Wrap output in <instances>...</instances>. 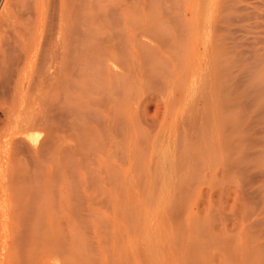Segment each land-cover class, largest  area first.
Instances as JSON below:
<instances>
[{"label":"rangeland","instance_id":"obj_1","mask_svg":"<svg viewBox=\"0 0 264 264\" xmlns=\"http://www.w3.org/2000/svg\"><path fill=\"white\" fill-rule=\"evenodd\" d=\"M220 1L221 0H128V4L126 3L127 0L119 1L124 2L122 5L126 4L127 6L124 5V7H122V5H119V7H117L119 10H114L110 20H106L104 23L101 22L96 26L95 29L99 31L98 32L95 30L96 39L91 40L90 34L86 36L88 39H85V41L88 42V44L84 42V46L86 47L85 51L87 55L84 54L82 60V80L80 78L78 82L79 85H77V83L73 86H70V90L68 89L67 92V98H69L67 99V108L69 112L67 122L69 123H67L68 126L66 125L65 134H60L61 136L58 135V137H55L56 140L54 139V155L58 154L60 157L64 156L67 160L65 166H62L60 170H58L62 177L60 174L58 176H60L63 182L60 181L61 179L56 175L57 180L60 182H54L56 180V178H54L55 180L52 179V182L47 183V187L45 184H43L45 187H39L38 193L36 194L37 197L35 196L31 200H26L24 202L22 201L19 208L20 211H18V213L15 215V218L12 219L11 217V223H9V218L2 219L3 217L0 216V224L3 223L2 226L0 225V264H189V262L190 264H264V123L260 121L262 120V115L260 118V112L259 110L257 111L259 106L256 90L257 64L255 57L257 55L256 49L259 44L257 40V24L259 20L257 17L259 11L258 0ZM129 4H131V6ZM252 10H254V12ZM237 16L239 18H237ZM111 19H114V25L112 23L108 24L109 21L112 22ZM232 19L234 20L235 24ZM126 20H128L129 24ZM206 32L211 37H207L208 34ZM215 32H217V34ZM162 34L166 35L163 36ZM211 34L216 37L214 38ZM98 36L100 38L99 40ZM132 36L135 39H133ZM206 37L207 40L210 39L208 41L209 43H206ZM233 37L238 38L235 39ZM173 38H175V40H173ZM214 41H216L218 46L221 44L219 48L215 43H213ZM94 42L98 45H96ZM173 43L176 44L173 45ZM205 43L208 44V46ZM114 45H117L115 46L116 49ZM211 45H214L213 48L210 47ZM96 46L98 48H96ZM223 46L226 50L223 49ZM171 49L172 51H170ZM90 50L92 52H90ZM115 51H117L116 54ZM175 53H177V55ZM222 54L226 56H223ZM119 59L121 62H119ZM175 65H177L178 69ZM241 68H243L242 72ZM236 69L237 71H234ZM111 70H113V72ZM204 70H206V75L204 74ZM240 74L241 76H238ZM228 77L230 79H228ZM206 78L211 84H208L209 81L206 82ZM175 80H177L176 84L174 82ZM249 80H251V82ZM236 81L239 82L237 83ZM252 81L254 83H252ZM205 82L206 84H204ZM247 84L249 89L248 86H244ZM205 85L208 87L205 88ZM192 86H195V88ZM89 87L90 89H88ZM103 87L106 89V91ZM206 89L211 90V92L208 93V90ZM92 93H94V95ZM188 94H191L190 98L192 100L188 98ZM207 96H209L208 98L211 97L209 99L210 101H214L210 102L211 105L214 104L215 107L217 106V109L213 107V109H215L213 110V113L214 111L219 112V116L217 113H214L215 115L213 116L216 117V120L221 117V119L216 122L221 121L222 123L224 120L223 122L225 123V125L223 124L225 129L221 127L222 124L218 125L220 128L218 126L216 127V135L213 133L214 135L212 138L207 135L208 133L206 134L207 131H202L204 129H202V127L205 126L202 122L207 120H203L202 118L210 114L199 115L200 120H203L201 122L198 121L199 116L196 114L198 107L195 110L193 109V106H196L195 104L201 106L199 101L204 98L207 99ZM117 97L118 99H116ZM205 99L203 101H205ZM121 100H125V105L124 102H121ZM117 101H120V103ZM194 101L198 102L196 103ZM108 102L109 105L107 104ZM187 102L190 103L191 106L189 104L186 105L185 103ZM207 102L209 104L208 99ZM208 104L202 105V109L203 107L205 109V106ZM168 106H170L171 109ZM210 106L208 105L207 107ZM87 107H89V109H87ZM115 107H117L116 110ZM186 107H188V109H186ZM122 109L123 112L121 111ZM191 109L194 110L195 113H193L198 116V119H196L197 116L194 114V118H189L190 116H188L186 112L189 111L188 113L192 114V112H190ZM204 109L203 111L205 112L206 109ZM210 109H212V107H210ZM201 111L199 110L200 113H204ZM120 113L121 115H119ZM183 113L186 114L187 117ZM182 117H184V119L186 118V120L182 119ZM118 119L120 121H118ZM182 120L186 121L184 122V125ZM97 121L101 122V124ZM96 122L98 126L100 125L99 128L96 125ZM216 122L211 123L213 124L212 126L214 128L216 124H219ZM189 124L192 126H188ZM207 125L208 124L206 123L205 127H207ZM88 127L89 129L87 130L86 128ZM106 127L109 129H106ZM207 128L204 130L209 129ZM212 128L209 130V132L212 131ZM218 129L222 132L221 134H224L223 139L227 142L226 147L224 142V146L221 145L224 149L222 147L219 149L218 142H222V140L217 137V132H219ZM137 130L139 131L137 132ZM101 132L103 133L102 135ZM185 133H187L190 137L192 135L191 138L189 136L187 137L186 135L185 137L190 140V143H192L193 147H196L195 149L198 152L194 150L192 145L190 152H187L189 151L187 150L189 148V142L188 144L184 145L187 138L185 139L184 135H182ZM211 134L212 133H210V135ZM38 136L42 137V134H38ZM199 137L201 138V142ZM204 137L206 139L209 137L207 140L212 139V141H206ZM202 138L205 139V141ZM202 140L204 142H202ZM84 141L87 142L85 143ZM175 141L177 142L175 143ZM65 144L67 150H65L64 154L67 153L69 156L59 154V148ZM205 145L207 148H205ZM100 147L102 149H100ZM201 147L203 149H201ZM183 149L187 150V155ZM192 149L194 151H191ZM182 150L185 152L184 154L186 157L184 156ZM201 150H203V152ZM215 150L220 152L217 154V151ZM169 151L172 152V155ZM206 151H208V153ZM199 152L200 154H198L197 157L194 156L193 158L192 154L196 155V153ZM212 152L214 155H216L215 157H213L214 155ZM162 153H164V156H162ZM190 153L191 155H189ZM222 153L223 155H221ZM188 156H192V158H189ZM53 157L54 160L57 159L56 156ZM67 157H69V159H67ZM198 157H200L202 161H200L201 159H198ZM186 159L189 161L190 159H194V163H192L193 161L191 162L192 166H190V163L187 165L188 162L187 164L185 163ZM196 159L199 161H196ZM210 159L214 160L212 161ZM203 161H205L204 164ZM46 163L43 168L48 167L49 163H47L48 165H46ZM220 163H222V165H220ZM195 164L199 165L196 166ZM188 166L191 167L188 168L189 171L187 170ZM220 166H226L228 169L226 167H223L224 169H222ZM64 167H66V169ZM170 168L173 170L171 171ZM199 168H201L202 171H200ZM209 169L215 170H211L210 173ZM41 170L42 169L37 172V174H39L37 176L41 177L44 175L45 177L46 172L48 171L40 172ZM167 170L169 171L167 172ZM43 172L45 173L43 174ZM220 172L222 174H220ZM40 173H42L41 176ZM73 173L77 174L74 175ZM224 173H227L228 176L227 174L224 176ZM183 174L185 176L187 174L188 175L184 177ZM198 174L200 175L198 176ZM70 175L73 179L70 178ZM75 176H78V178ZM40 179L45 182L43 178ZM64 179L66 181H64ZM217 179L218 183L216 182ZM224 179H226V181H224ZM189 180L190 182L193 180L194 181L190 183ZM42 181L38 182L40 186H42ZM59 183H63L64 185ZM221 183H224V185ZM239 186L240 188H238ZM55 187L57 188L55 189ZM218 187L219 189H217ZM177 188L178 190L181 189L182 192H177ZM41 189H44L45 191H41ZM238 189L242 190L238 191ZM52 190L55 191V194ZM57 191L58 195L56 193ZM79 192L81 195H79ZM187 192L189 195L186 194ZM220 192L221 194H219ZM222 192L224 196L222 195ZM139 194L140 196H138ZM38 196H41V198H38ZM242 196L246 198H243ZM223 197H225V199ZM241 197L243 199H241L242 201L240 200ZM76 198L78 200H76ZM185 203L188 204V207ZM146 204L150 207L148 208ZM185 208L187 209L185 210ZM79 209L81 210L79 211ZM242 209L244 210L242 211ZM256 210L257 213H255ZM200 214H202V217H200ZM249 216L251 217L250 219H248ZM170 217L171 219L175 218L173 219L174 221H172ZM197 218H199V220ZM253 219L255 222L258 221V226L256 225L257 222L255 225H253L255 223ZM259 219L261 223H259ZM33 220L34 223H32ZM175 221L178 222L174 224ZM12 222L14 224H12ZM74 222L75 224H73ZM7 224L9 225L8 228L6 226ZM237 224H239V227ZM196 225L198 226L196 227ZM10 226L12 233L9 231ZM249 226H254V228H250ZM182 227L183 229L180 230ZM220 229L222 230L220 231ZM242 233H244L245 236ZM12 234L15 235V237ZM185 245H187V247ZM236 246L238 248H236ZM9 249H11V251ZM185 251L188 253H183ZM182 258H184L185 261ZM16 259L17 261L20 260V263L17 262Z\"/></svg>","mask_w":264,"mask_h":264},{"label":"bare ground","instance_id":"obj_2","mask_svg":"<svg viewBox=\"0 0 264 264\" xmlns=\"http://www.w3.org/2000/svg\"><path fill=\"white\" fill-rule=\"evenodd\" d=\"M119 1H123V0H0V216L4 218H9L11 223V220L13 218H15V215L18 213L20 205L22 203V201H26V200H31L33 199L36 194L38 193V189L39 187H43L45 184V186L47 187L48 184L52 182V179L56 178V181L60 182L62 181V179L60 178L61 174L58 170H60V168L62 166H65V163L67 162L66 158L64 156H58L54 155L53 150H54V139L55 137L60 134H65V130H66V125L68 126L67 123V119H68V106H67V92L68 89L70 90V86H73L74 84H77L79 82V79L81 78L82 75V60L84 57V54H86L85 51V46H84V42L86 38V36H88L90 34L91 40L92 39H96V35L95 32L98 31L96 30V26L99 23H104V21L106 20H110V17L113 15L114 10L117 9V7H119V5H122L124 2H119ZM139 1V0H138ZM222 1V0H221ZM220 1V2H221ZM241 1V0H240ZM223 2V1H222ZM128 4V0L126 2ZM130 3V1H129ZM144 3V1H143ZM204 3V2H202ZM257 3V1H256ZM255 3V4H256ZM232 4V3H231ZM126 5V4H124ZM124 5H122V7H124ZM131 6V4H129ZM133 5V3H132ZM220 5V4H219ZM224 5V4H223ZM233 5V4H232ZM231 5V6H232ZM239 5V4H238ZM127 6V5H126ZM254 6V5H253ZM163 7V6H162ZM165 7V6H164ZM235 7V6H234ZM238 7V6H237ZM247 7V6H245ZM219 8V6H218ZM221 8V7H220ZM241 8V7H240ZM250 8V7H249ZM257 8V7H256ZM170 9V8H169ZM236 9V8H235ZM247 9V8H246ZM119 10V9H117ZM201 10V9H200ZM227 10V9H226ZM230 10V8H229ZM258 24H257V31H258V47H257V55L256 57V64H257V82H256V90H257V95H258V106L259 108L257 109V111L259 110V114H260V118L262 115V121L264 123V0H258ZM128 11V10H126ZM161 11V10H160ZM166 11V10H165ZM210 11V10H209ZM220 11V10H219ZM233 11V10H232ZM236 11V10H235ZM246 11V10H245ZM254 12V10H252ZM199 12V11H198ZM218 12V11H217ZM237 12V11H236ZM242 12V11H241ZM121 13V12H120ZM130 13V12H129ZM152 13V12H151ZM159 13V12H158ZM171 13V12H169ZM219 13V12H218ZM234 13V11H233ZM131 14V13H130ZM172 14V13H171ZM170 14V15H171ZM257 14V13H256ZM185 15V14H184ZM221 15V14H220ZM225 15V12H224ZM229 15V14H228ZM248 15V14H247ZM254 15V14H253ZM115 16V14H114ZM129 16V15H128ZM153 16V15H152ZM163 16V15H162ZM217 17V16H216ZM230 17V16H229ZM232 17V16H231ZM248 17V16H247ZM255 17V16H254ZM131 18V17H130ZM161 18V17H159ZM170 18V17H169ZM209 18V16H208ZM237 18H239L237 16ZM219 19V16H218ZM227 19V18H226ZM235 19V18H234ZM113 20L111 19L112 22L109 21L108 24L112 23L113 24ZM172 20V19H171ZM210 20V19H208ZM212 20V19H211ZM217 20V19H216ZM233 20V19H232ZM128 23V20H126ZM214 21V20H213ZM218 21V20H217ZM115 22V21H114ZM152 22V21H151ZM157 22V21H156ZM168 22V21H167ZM219 22V21H218ZM234 22V20H233ZM217 23V22H216ZM256 23V21H255ZM254 23V24H255ZM106 24V23H105ZM129 24V23H128ZM156 24V23H154ZM165 24V22H164ZM215 24V23H214ZM235 24V22H234ZM233 24V25H234ZM237 24V23H236ZM253 24V23H252ZM114 25V24H113ZM122 25V24H121ZM131 25V24H130ZM159 25V23H158ZM157 25V26H158ZM229 25V24H227ZM86 26V28H85ZM132 26V25H131ZM179 26V25H178ZM225 26V25H224ZM254 26V25H253ZM88 27V28H87ZM186 27V26H185ZM255 27V26H254ZM98 28V27H97ZM123 28V27H122ZM158 28V27H157ZM254 28V29H256ZM99 29V28H98ZM107 29V28H106ZM113 29V28H112ZM121 29V28H120ZM125 29V28H124ZM162 29V28H161ZM216 29V28H215ZM96 30V31H95ZM177 30V29H176ZM207 30V28H206ZM232 30V29H231ZM248 30V29H247ZM101 31V30H100ZM104 31V30H103ZM106 31V30H105ZM117 31V30H116ZM123 31V30H122ZM185 31V30H184ZM208 31V30H207ZM217 31V30H216ZM225 31V30H224ZM233 31V30H232ZM237 31V28H236ZM235 31V32H236ZM242 31V30H241ZM249 31V30H248ZM99 32V31H98ZM97 32V33H98ZM167 32V31H165ZM164 32V33H165ZM187 32V31H186ZM255 32V31H254ZM125 33V32H124ZM207 33V32H206ZM212 33V32H211ZM217 34V32H215ZM222 33V32H220ZM250 33V32H249ZM253 33V32H252ZM105 34V33H104ZM180 34V32H179ZM185 34V33H184ZM187 34V33H186ZM208 34V33H207ZM210 34V31H209ZM209 34L207 35V37L209 36ZM232 34V33H231ZM100 35V34H99ZM115 35V34H114ZM122 35V34H121ZM163 35V34H162ZM166 35V34H165ZM163 35V36H165ZM171 35V34H170ZM188 35V34H187ZM212 35V34H211ZM237 35V34H235ZM239 35V34H238ZM241 35V34H240ZM243 35V34H242ZM255 35V34H254ZM103 36V35H101ZM124 36V35H123ZM127 36V35H126ZM136 36V35H135ZM214 37V35H212ZM234 36V35H233ZM118 37H122V36H118ZM162 37V36H161ZM160 37V38H161ZM206 37V43H209L208 41L210 39L207 40ZM211 37V36H209ZM216 37V36H215ZM214 37V38H215ZM126 38V37H125ZM124 38V39H125ZM133 38V36H132ZM167 38V37H166ZM170 38V37H168ZM172 38V37H171ZM185 38V37H184ZM232 38V37H230ZM235 38V37H233ZM238 38V37H236ZM235 38V39H236ZM99 36H98V40H99ZM130 39V37H129ZM135 39V38H133ZM220 39V38H219ZM104 40V39H103ZM163 40V39H162ZM173 40H175V38H173ZM96 41V40H95ZM113 41V40H112ZM180 41V40H179ZM178 41V42H179ZM185 41V40H184ZM212 41V40H211ZM103 42V41H102ZM122 42V41H121ZM129 42V41H128ZM172 42V41H171ZM175 42V41H174ZM189 42V40H188ZM88 44V42H86ZM95 43V42H94ZM93 43V44H94ZM98 43V42H97ZM100 43V42H99ZM118 43V42H117ZM124 43V42H123ZM130 43V42H129ZM166 43V42H165ZM205 43V44H206ZM213 43L216 44V41H214ZM96 44V43H95ZM110 44V43H109ZM128 44V43H127ZM147 44V43H146ZM176 44V43H175ZM173 43V45H175ZM212 44V42H211ZM214 44V45H215ZM228 44V43H226ZM98 45V44H96ZM118 45V44H117ZM117 45H114L117 46ZM122 45V44H121ZM143 45V44H142ZM172 45V46H173ZM208 46V44H206ZM214 45H211L210 47L213 48ZM217 45V44H216ZM221 45V44H220ZM219 45V46H220ZM223 45V44H222ZM91 46V45H90ZM136 46V45H135ZM150 46V45H148ZM166 46V45H165ZM218 46V45H217ZM218 46V48H219ZM88 47V46H87ZM94 47V46H93ZM124 47V46H123ZM146 47V46H145ZM144 47V48H145ZM205 47V46H204ZM96 48H98L96 46ZM127 48V47H126ZM174 48V47H173ZM91 49V48H90ZM93 49V48H92ZM95 49V48H94ZM101 49V48H100ZM116 49V47H115ZM123 49V48H122ZM166 49V48H165ZM217 49V47H216ZM224 49V46H223ZM243 49V48H242ZM246 49V48H244ZM175 50V49H174ZM226 50V49H224ZM113 51V50H112ZM128 51V50H127ZM126 51V52H127ZM172 51V49L170 50ZM179 51V50H178ZM212 51V50H211ZM214 51V50H213ZM218 51V49H217ZM89 52V51H87ZM90 52H92L90 50ZM89 52V53H90ZM97 52V51H96ZM105 52V51H104ZM165 52V51H164ZM181 52V51H180ZM207 52V51H206ZM223 52V51H222ZM232 52V51H231ZM254 52V51H253ZM117 53V51H115V54ZM122 53V52H121ZM167 53V51H166ZM170 53V52H169ZM172 53V52H171ZM214 53V52H213ZM124 54V53H123ZM177 55V53H175ZM216 54V53H214ZM212 54V55H214ZM224 54V53H223ZM222 54V55H223ZM87 55V54H86ZM100 55V54H98ZM103 55V54H102ZM105 55V54H104ZM114 55V54H113ZM112 55V56H113ZM120 55V54H119ZM118 55V56H119ZM179 55V54H178ZM184 55V53H183ZM181 55V56H183ZM220 55V56H222ZM232 55V54H231ZM108 56V55H107ZM172 56V55H171ZM180 56V57H181ZM219 56V54H218ZM226 56V55H223ZM89 57V55H88ZM139 57V56H138ZM174 57V56H173ZM231 57V56H230ZM128 58V57H127ZM175 58V57H174ZM254 58V57H253ZM217 59V58H216ZM219 59V57H218ZM217 59V60H218ZM224 59V58H222ZM227 59V58H225ZM231 59V58H230ZM95 60V59H94ZM107 60V59H106ZM111 60V59H110ZM120 60V59H119ZM129 60V59H127ZM234 60V59H233ZM232 60V61H233ZM101 61V59H100ZM126 61V59H125ZM216 61V60H214ZM213 61V62H214ZM220 61V60H219ZM226 61V60H225ZM254 61V60H253ZM98 62V61H97ZM106 62V61H105ZM121 62V60L119 61ZM206 62V61H205ZM103 63V62H102ZM101 63V64H102ZM167 63V62H166ZM216 63V62H215ZM223 63V62H222ZM220 63V64H222ZM226 63V62H225ZM112 64V63H111ZM126 64V63H124ZM132 64V63H131ZM217 64V63H216ZM230 64V63H229ZM103 65V64H102ZM127 65V64H126ZM166 65V64H165ZM179 65V64H178ZM187 65V64H186ZM212 65V63H211ZM218 65V64H217ZM86 66V65H85ZM111 66V65H110ZM113 66V65H112ZM177 68V65H175ZM238 66V65H237ZM103 67V66H102ZM167 67V66H166ZM179 67V66H178ZM222 67V65H221ZM105 68V67H103ZM122 68V67H121ZM208 68V67H207ZM220 68V67H219ZM231 68V67H230ZM108 69V68H107ZM110 69V68H109ZM170 69V67H169ZM178 69V68H177ZM213 69V68H212ZM221 69V68H220ZM219 69V70H220ZM241 68V72H242ZM127 70V69H126ZM168 70V69H167ZM216 70V69H215ZM246 70V69H245ZM244 70V71H245ZM256 70V69H255ZM98 71V70H97ZM113 72V70H111ZM206 70H204V74ZM210 71V70H209ZM233 71V70H232ZM234 71H237L234 70ZM102 72V71H101ZM110 72V71H109ZM130 72V71H129ZM184 72V71H183ZM226 72V70H225ZM240 72V71H239ZM97 73V72H96ZM103 73V72H102ZM101 73V74H102ZM169 73V72H168ZM203 73V72H201ZM213 73V72H212ZM224 73V72H223ZM231 73V72H230ZM235 73V72H234ZM95 74V73H94ZM99 74V73H98ZM172 74V73H171ZM180 74V72H179ZM183 74V73H181ZM208 74V73H207ZM229 74V72H228ZM239 74V73H238ZM255 74V73H254ZM128 75V74H127ZM173 75V74H172ZM206 75V74H205ZM211 75V74H210ZM246 75V74H245ZM243 75V76H245ZM249 75V74H248ZM83 76V75H82ZM101 76V75H99ZM117 76V74H116ZM115 76V77H116ZM132 76V75H131ZM182 76V75H181ZM186 76V74H185ZM208 76V75H207ZM216 76V74H215ZM238 76H241L238 75ZM242 76V78H243ZM250 76V75H249ZM86 77V76H85ZM88 77V76H87ZM93 77V76H92ZM109 77V76H108ZM124 77V76H123ZM169 77V76H168ZM204 77V76H202ZM246 77V76H245ZM252 77V75H251ZM254 77V76H253ZM111 78V77H110ZM205 78V77H204ZM211 78V77H208ZM226 78V77H225ZM235 78V77H234ZM91 79V78H90ZM89 79V80H90ZM100 79V78H99ZM98 79V80H99ZM113 79V78H112ZM111 79V80H112ZM176 79V78H175ZM193 79V78H192ZM207 79V78H206ZM204 79V80H206ZM228 79H230L228 77ZM238 79V78H237ZM236 79V80H237ZM82 80V78H81ZM85 80V79H84ZM105 80V79H104ZM167 80V79H166ZM173 80V78H172ZM180 80V79H179ZM212 80V79H210ZM234 80V79H232ZM244 80V79H243ZM255 80V79H254ZM253 80V81H254ZM94 81V80H93ZM92 81V82H93ZM100 81V80H99ZM177 80H175V84ZM194 81V80H193ZM209 80L207 79L206 82H208ZM251 82V80H249ZM252 81V83H254ZM81 82V81H80ZM84 82V81H83ZM105 82V81H104ZM168 82V81H167ZM181 82V80H180ZM204 82V81H203ZM206 82L204 84H206ZM214 82V81H213ZM217 82V81H216ZM237 83L239 81H236ZM86 83V82H85ZM101 83V82H100ZM99 83V85H100ZM171 83V82H170ZM184 83V82H183ZM194 83V82H193ZM247 83V81H246ZM250 83V84H252ZM102 84V83H101ZM104 84V83H103ZM120 84V83H119ZM169 84V83H168ZM208 84H211L210 81ZM207 84V85H208ZM79 85V83L77 84ZM95 85V84H94ZM114 85V84H113ZM112 85V86H113ZM127 85V84H126ZM129 85V84H128ZM171 85V84H170ZM207 85H205V88L208 87ZM83 86V85H80ZM91 86V85H90ZM96 86V85H95ZM210 86V85H209ZM215 86V85H214ZM231 86V85H230ZM237 86V85H236ZM244 86H248L244 85ZM252 86V85H251ZM250 86V87H251ZM105 87V85H104ZM103 87V88H104ZM128 87V86H127ZM166 87V86H165ZM168 87V86H167ZM175 87V86H174ZM195 88V86H192ZM211 87V86H210ZM97 88V87H96ZM170 88V87H169ZM191 88V87H190ZM243 88V87H242ZM241 88V89H242ZM77 89V88H76ZM90 89V87L88 88ZM105 89V88H104ZM193 89V88H192ZM210 89V88H209ZM236 89V88H234ZM245 89V88H244ZM247 89V88H246ZM249 89V86H248ZM86 90V89H85ZM84 90V92H85ZM93 90V89H92ZM124 90V89H123ZM200 90V89H199ZM208 90V89H206ZM106 91V89H105ZM130 91V90H129ZM197 91V90H196ZM213 91V90H212ZM250 91V90H249ZM248 91V92H249ZM87 92V91H86ZM91 92V91H90ZM110 92V91H109ZM167 92V91H166ZM165 92V93H166ZM208 93L211 92V90L207 91ZM105 93V92H104ZM107 93V92H106ZM129 93V92H128ZM164 93V94H165ZM196 93V92H195ZM194 93V94H195ZM207 93V94H208ZM82 94V93H81ZM80 94V95H81ZM94 95V93H92ZM99 94V93H98ZM118 94V93H117ZM126 94V93H125ZM131 94V93H130ZM205 94V93H204ZM69 95V94H68ZM75 95V94H74ZM114 95V94H112ZM121 95V94H120ZM175 95V94H174ZM189 95V94H188ZM191 95V94H190ZM189 95L188 98H190L191 96ZM200 95V93H199ZM198 95V96H199ZM202 95V94H201ZM250 95V94H249ZM88 96V94H87ZM118 96V95H117ZM125 96V95H122ZM129 96V95H128ZM197 96V97H198ZM204 96V95H203ZM234 96V95H233ZM83 97V96H82ZM112 97V96H111ZM110 97V98H111ZM202 97V96H201ZM206 97V95H205ZM209 96H207V99L209 101V104L207 102V99H205V101H203L204 99H201L200 105L198 106L197 104H195L196 106H193V109H197L198 107V111H196V114L199 116L201 114L206 115V114H210L208 116H203L204 118H202L203 120L207 119L206 121L200 120V116L198 119V116L195 115L194 110L191 109L190 112H192V114L188 113L189 111H187L186 113L188 114V116H190L189 118L191 119V117H193L194 115L197 116L196 119H198V121H203L202 123L206 126V123L208 124L207 127H210V124L213 122L215 123L216 121H218L219 119H221V117L219 119L216 120V117L213 116L217 113V115L219 116V112H215L213 113V110L217 109V106L215 107L214 104L211 105V101L213 100H209L210 98H208ZM88 98V97H87ZM108 98V97H107ZM193 98V95H192ZM232 98V97H231ZM82 99V98H81ZM99 99V98H98ZM118 99V97L116 98ZM127 99V97H126ZM171 99V98H169ZM191 99V98H190ZM198 99V98H197ZM80 100V99H79ZM174 100V99H173ZM189 100V99H188ZM187 100V101H188ZM192 100V99H191ZM88 101V100H87ZM111 101V100H110ZM125 101V100H124ZM121 100V102H124ZM168 101V100H167ZM234 101V100H233ZM83 102V101H82ZM86 102V101H85ZM98 102V101H97ZM116 102V101H115ZM120 103V101H117ZM196 102V101H194ZM198 102V101H197ZM196 102V103H197ZM202 102V103H201ZM205 102V104H204ZM214 102V101H213ZM105 103V102H104ZM112 103V102H111ZM82 104V103H81ZM91 104V103H90ZM109 105V102L107 103ZM113 104V103H112ZM172 104V103H171ZM186 105L190 103H185ZM208 104L210 107H212V109H210V107L205 106V109L203 107V109L205 110V112L202 109V105H206ZM227 104V103H226ZM104 105V104H103ZM122 105V104H121ZM120 105V106H121ZM125 105V102H124ZM185 105V106H186ZM193 105V103H192ZM216 105V104H215ZM85 106V105H84ZM87 106V105H86ZM106 106V105H105ZM113 106V105H112ZM118 106V104H117ZM129 106V105H128ZM191 106V105H190ZM79 107V106H78ZM114 107V106H113ZM124 107V106H123ZM170 107V106H168ZM213 107H215V109H213ZM87 109H89V107H87ZM98 109V107H97ZM104 109V107H103ZM106 109V107H105ZM117 109V107H115V110ZM120 109V107H119ZM171 109V107H170ZM186 109H188V107H186ZM99 110V109H98ZM199 110L203 111L204 113H200ZM72 111V110H70ZM90 111V110H89ZM94 111V110H93ZM97 111V110H96ZM119 111V110H118ZM117 111V112H118ZM123 112V109L121 110ZM184 111V110H183ZM201 111V112H202ZM207 111V112H206ZM217 111V110H216ZM88 112V111H87ZM98 112V111H97ZM96 112V113H97ZM116 112V111H115ZM121 112V113H122ZM132 112V110H131ZM194 112V113H193ZM199 112V113H197ZM230 112V110H229ZM95 113V112H94ZM121 113L119 115H121ZM73 114V113H72ZM71 114V115H72ZM79 114V113H78ZM184 114V113H183ZM194 114V115H193ZM232 114V113H231ZM110 115V114H109ZM186 116V114H184ZM90 116V115H89ZM112 116V115H111ZM115 116V114H114ZM118 116V115H117ZM184 116V117H185ZM222 116V115H221ZM113 117V116H112ZM184 117H182V119H184ZM187 117V116H186ZM208 117V118H207ZM215 117V119H214ZM121 118V117H120ZM123 118V117H122ZM145 118V117H144ZM194 118V117H193ZM192 118V119H193ZM218 118V117H217ZM259 118V119H260ZM78 119V118H77ZM89 119V118H88ZM92 119V118H91ZM98 119V118H97ZM96 119V120H97ZM104 119V117H103ZM186 120V118L184 119ZM182 120V123L184 125V121ZM189 120V119H188ZM214 120V121H213ZM223 120V119H222ZM238 120V119H237ZM80 121V120H79ZM82 121V120H81ZM87 121V120H86ZM107 121V120H106ZM117 121V120H116ZM118 121H120L118 119ZM135 121V120H134ZM145 121V120H144ZM191 121V120H190ZM193 121V120H192ZM224 121V120H223ZM222 121L216 122L219 124H216L215 128L212 126L213 124H211V127L208 129L207 127H202V129H208V130H202L204 132H206L207 135H209V137H213V135H216L215 129L217 130V126L221 125V127H224L225 123ZM78 122V120H77ZM99 122V121H97ZM96 122V125L98 126ZM110 122V121H109ZM112 122V121H111ZM157 122V121H156ZM101 124V122H99ZM125 123V121H124ZM135 123V122H134ZM71 124V123H70ZM103 124V123H102ZM105 124V123H104ZM110 124V123H109ZM187 124V123H186ZM224 124V125H223ZM74 125V124H73ZM229 125V124H228ZM71 126V125H70ZM75 126V125H74ZM73 126V127H74ZM100 126V125H99ZM98 126V128H99ZM153 126V125H152ZM188 126H192V125H188ZM77 127V125H76ZM125 127V126H124ZM178 127V126H177ZM197 127V126H196ZM213 127V128H212ZM220 128V126H218ZM75 128V127H74ZM78 128V127H77ZM108 127H106L107 129ZM185 128V127H184ZM193 128V127H192ZM212 131L209 132V130ZM87 130L89 129L86 128ZM102 129V128H101ZM109 129V128H108ZM179 129V128H178ZM105 130V129H103ZM111 130V129H110ZM113 130V129H112ZM120 130V129H119ZM156 130V129H155ZM186 130V129H184ZM191 130V129H190ZM214 130V132H213ZM79 131V130H78ZM77 131V133H78ZM92 131V130H91ZM125 131V130H124ZM139 130H137L138 132ZM192 131V130H191ZM217 132V137L219 139L222 140L218 142L219 144V149H221L222 146L226 145V141L223 139L224 134H221L222 132L218 129ZM86 132V131H85ZM90 132V131H89ZM105 132V131H104ZM194 132V131H193ZM243 132V131H242ZM106 133V132H105ZM113 133V132H112ZM141 133V132H140ZM210 133H212L210 135ZM214 133V134H213ZM38 134H42V137L38 136ZM68 134V133H67ZM96 134V133H95ZM103 133L101 132V135ZM110 134V133H108ZM195 134V133H194ZM205 134V137H206ZM97 135V134H96ZM111 135V134H110ZM113 135V134H112ZM129 135V134H128ZM184 135V138L186 139L189 135L187 133L182 134ZM185 135L187 137H185ZM61 136V135H60ZM59 136V137H60ZM90 136V135H89ZM117 136V135H116ZM140 136V135H139ZM143 136V135H142ZM145 136V135H144ZM80 137V136H78ZM85 137V136H84ZM97 137V136H96ZM108 137V136H107ZM118 137V136H117ZM181 137V136H180ZM190 137V136H189ZM192 137V135H191ZM190 137V138H191ZM204 137V138H205ZM208 137V138H209ZM216 137V136H214ZM232 137V136H231ZM95 138V137H94ZM121 138V136H120ZM146 138V137H145ZM151 138V137H150ZM183 138V137H182ZM189 138V139H190ZM200 138V137H199ZM207 138V139H208ZM147 139V138H146ZM149 139V138H148ZM182 139V140H185ZM203 139V138H202ZM206 139V138H205ZM205 139H203L205 141ZM206 141H209L207 140ZM218 139V140H219ZM242 139V138H241ZM56 140V139H55ZM58 140V139H57ZM77 140V139H76ZM84 140V139H83ZM82 140V141H83ZM98 140V139H97ZM152 140V139H151ZM180 140V139H178ZM195 140V139H194ZM202 140V142H204ZM75 141V140H74ZM112 141V140H111ZM117 141V140H116ZM125 141V140H124ZM127 141V140H126ZM212 141V139L210 140ZM85 143L87 141H84ZM113 142V141H112ZM177 141H175L176 143ZM189 142V144H188ZM199 142V141H198ZM200 142H201V138H200ZM214 142V141H213ZM216 142V141H215ZM224 142V145H223ZM230 142V141H229ZM56 143V142H55ZM66 143V142H64ZM63 143V144H64ZM68 143V142H67ZM96 143V142H95ZM102 143V142H101ZM109 143V142H107ZM117 143V142H116ZM137 143V142H136ZM142 143V142H141ZM181 143V142H180ZM179 143V144H180ZM195 143V142H194ZM217 143V142H216ZM61 144V143H60ZM80 144V143H79ZM100 144V143H98ZM120 144V143H119ZM124 144V143H123ZM155 144V143H154ZM184 144V143H183ZM189 145V148L187 150H184L185 152H190V149L193 147L192 143H190V140H188V138L185 141L186 145ZM199 144V143H198ZM204 144V143H203ZM208 144V143H207ZM212 144V143H211ZM71 145V144H70ZM82 145V144H81ZM109 145V144H108ZM139 145V144H138ZM157 145V144H156ZM155 145V146H156ZM165 145V144H164ZM183 145V147H184ZM192 145V147H191ZM197 145V144H196ZM210 145V144H209ZM222 145V146H221ZM60 146V145H59ZM58 146V148H59ZM66 144L61 146L59 148V154H64L66 149ZM68 146V145H67ZM85 146V145H84ZM100 146V145H99ZM112 146V145H111ZM140 146V145H139ZM172 146V144H171ZM181 146V145H180ZM199 146V145H197ZM216 146V145H215ZM80 147V146H79ZM94 147V146H93ZM96 147V146H95ZM102 147V146H101ZM100 147V149H102ZM104 147V146H103ZM186 147V146H185ZM203 147V146H202ZM201 147V149H203ZM209 147V146H208ZM57 148V147H55ZM121 148V147H120ZM194 150H196V147H193ZM199 148V147H198ZM197 148V149H198ZM205 148H207V146L205 145ZM211 148V147H209ZM208 148V149H209ZM215 148V147H214ZM223 148V147H222ZM238 148V147H237ZM94 149V148H93ZM96 149V148H95ZM125 149V148H124ZM163 149V147H162ZM165 149V148H164ZM170 149V148H169ZM182 149V147H181ZM218 149V147H217ZM224 149V148H223ZM90 150V149H89ZM97 150V149H96ZM99 150V148H98ZM118 150V149H117ZM121 150V149H120ZM171 150V149H170ZM177 150V149H176ZM182 150V151H183ZM193 149L191 151H194ZM211 151H213L212 149H210ZM71 151V150H70ZM95 151V150H94ZM93 151V152H94ZM103 151V150H102ZM131 151V150H130ZM183 151V154L185 153ZM203 152V150H201ZM200 151V152H201ZM210 151V152H211ZM217 151V154L220 152ZM58 152V150H57ZM72 152V151H71ZM91 152V151H90ZM118 152V151H117ZM138 152V151H137ZM172 155V152L169 151ZM186 152V155L188 154ZM196 152H198L196 150ZM199 153H196V155H193L197 157ZM208 153V151H206ZM205 152V153H206ZM119 153V152H118ZM165 153V151H164ZM164 153H162L164 156ZM176 153V151H175ZM216 153V152H215ZM89 154V153H88ZM124 154V153H123ZM136 154V153H135ZM157 154V153H156ZM195 154V153H194ZM204 154V153H203ZM212 154L214 155V153L212 152ZM227 154V153H226ZM65 156H69L66 154H64ZM81 155V154H80ZM91 155V154H90ZM170 155V156H171ZM174 155V154H173ZM191 155V153L189 154ZM206 155V154H205ZM204 155V156H205ZM208 155V154H207ZM211 155V156H213ZM223 155V153L221 154ZM233 155V154H232ZM56 156V160H54V157ZM74 156V155H73ZM77 156V155H76ZM133 156V154H132ZM178 156V155H176ZM185 156V154H184ZM192 156H188L189 158H192ZM210 156V157H211ZM216 155H214L213 157H215ZM225 156V155H224ZM223 156V158H224ZM71 157V156H70ZM186 157V156H185ZM201 157V156H200ZM200 157H198V159H201ZM209 157V155H208ZM226 157V156H225ZM173 158V157H172ZM188 158V159H189ZM203 158V156H202ZM205 158V157H204ZM207 158V157H206ZM212 158V157H211ZM67 159H69V157H67ZM186 159L185 163L189 165V163L191 164L194 163V159L190 161ZM198 159H196V161H199ZM208 159V158H207ZM206 159V160H207ZM215 159V158H214ZM213 159V160H214ZM219 159V158H218ZM188 160V161H187ZM212 160V159H210ZM212 160V161H213ZM170 161V160H168ZM182 161V160H181ZM202 161V159L200 160ZM49 163V165L47 163ZM70 162V161H69ZM72 162V159H71ZM163 162V161H162ZM207 162V161H206ZM210 162V161H209ZM220 162V160H219ZM48 165L47 168H43V166ZM198 163V162H197ZM205 163V161H203V164ZM215 163V162H214ZM225 163V162H224ZM173 164V163H172ZM176 164V163H175ZM200 164V163H199ZM198 164V165H199ZM211 164V163H210ZM213 164V162H212ZM230 164V163H229ZM250 164V163H249ZM54 165V166H53ZM71 165V164H70ZM135 165V164H134ZM162 165V164H161ZM181 165V164H180ZM186 165V166H187ZM196 165V164H195ZM196 165V166H198ZM220 165H222V163H220ZM231 165V164H230ZM235 165V163H234ZM60 166V167H59ZM136 166V165H135ZM164 166V165H162ZM171 166V165H169ZM183 166V165H182ZM192 166V164L190 165ZM187 167L188 168L190 167ZM217 166V165H216ZM67 167V165H66ZM66 167H64L66 169ZM103 167V165H102ZM101 167V168H102ZM109 167V166H108ZM113 167V166H112ZM167 167V166H166ZM175 167V166H174ZM173 167V168H174ZM207 167V166H206ZM222 167V169H224L223 167L226 166H220V168ZM69 168V166H68ZM76 168V167H75ZM74 168V169H75ZM100 168V169H101ZM105 168V167H104ZM191 168V167H190ZM193 168V167H192ZM195 168V167H194ZM202 168V167H201ZM201 168H199L200 171ZM209 168V167H208ZM207 168V169H208ZM211 168V167H210ZM214 168V167H213ZM217 168V167H215ZM227 168V167H226ZM42 169L40 172L42 171H48L46 172V175L44 177L41 176L42 173H40L41 177H38L37 172H39V170ZM70 169V168H69ZM84 169V168H83ZM115 169V168H114ZM164 169V168H163ZM206 169V170H207ZM228 169V168H227ZM226 169V170H227ZM244 169V167H243ZM68 170V169H67ZM104 170V169H103ZM171 170V168H170ZM173 170V169H172ZM171 170V171H172ZM176 170V169H175ZM179 170V169H178ZM211 170H215V169H209L210 173ZM236 170V169H235ZM62 171V170H61ZM111 171V170H109ZM146 171V170H145ZM169 170H167L168 172ZM189 171V170H188ZM199 171V172H200ZM204 171V170H203ZM219 171V170H218ZM217 171V172H218ZM221 171V170H220ZM59 172V173H58ZM65 172V170H64ZM198 172V173H199ZM230 172V171H229ZM45 172H43L44 174ZM58 173V174H57ZM102 173V172H101ZM104 173V172H103ZM109 173V172H108ZM114 173V172H113ZM175 173V172H173ZM183 173V172H182ZM203 173V172H202ZM207 173V172H206ZM231 173V172H230ZM233 173V172H232ZM60 174V176H58ZM74 174V173H73ZM77 174V173H75ZM74 174V175H75ZM135 174V173H134ZM166 174V173H165ZM164 174V175H165ZM190 174V173H188ZM187 174V175H188ZM196 174V173H195ZM209 174V173H208ZM220 174H222L220 172ZM227 174V173H226ZM224 173V176L226 175ZM55 175V176H54ZM61 179L60 181L57 180V176ZM69 175V174H68ZM171 175V174H170ZM173 175V174H172ZM178 175V174H177ZM184 175V174H183ZM186 175V176H187ZM200 174H198L199 176ZM216 175V174H215ZM54 176V177H53ZM106 176V174H105ZM136 176V175H135ZM162 176V175H160ZM179 176V175H178ZM184 175V177H186ZM223 176V175H222ZM228 176V174H227ZM231 176V175H230ZM62 177V176H61ZM69 177V176H68ZM73 177V176H72ZM78 178V176H75ZM88 177V176H87ZM121 177V176H120ZM140 177V176H139ZM153 177V176H152ZM157 177V176H156ZM165 177V176H164ZM183 177V176H182ZM193 177V176H192ZM197 177V175H196ZM217 177V176H214ZM213 177V178H214ZM40 178H43L45 180L42 181ZM58 178V179H59ZM71 178V175H70ZM95 178V177H94ZM106 178V177H105ZM162 178V177H161ZM166 178V177H165ZM189 178V177H188ZM221 178V177H220ZM223 178V177H222ZM229 178V177H228ZM227 178V179H228ZM241 178V177H240ZM39 179V180H38ZM73 179V178H71ZM76 179V178H75ZM96 179V178H95ZM139 179V178H138ZM184 179V178H183ZM235 179V178H233ZM38 180V181H37ZM70 180V179H69ZM68 180V181H69ZM94 180V179H93ZM99 180V179H98ZM101 180V179H100ZM165 180V179H164ZM163 180V181H164ZM167 180V179H166ZM174 180V179H173ZM177 180V179H176ZM180 180V179H179ZM185 180V179H184ZM215 180V179H214ZM223 180V179H222ZM42 181V186H40L38 184V182ZM64 181H66L64 179ZM72 181V180H71ZM82 181V180H81ZM88 181V180H87ZM108 181V180H106ZM125 181V180H124ZM128 181V179H127ZM169 181V180H168ZM194 181V180H193ZM191 181V182H193ZM209 181V180H208ZM218 181V179L216 180V182ZM221 181V180H220ZM219 181V182H220ZM224 181H226V179H224ZM229 181V180H228ZM227 181V182H228ZM233 181V180H232ZM241 181V180H240ZM63 182V181H62ZM83 182V181H82ZM105 182V181H104ZM109 182V181H108ZM181 182V180H180ZM190 182V180H189ZM190 182V183H191ZM215 182V183H216ZM237 182V181H236ZM252 182V181H251ZM68 183V182H67ZM72 183V182H71ZM84 183V182H83ZM101 183V182H100ZM115 183V182H114ZM161 183V182H160ZM164 183V182H162ZM172 183V182H171ZM175 183V182H174ZM182 183V182H181ZM199 183V181H198ZM218 183V182H217ZM240 183V182H239ZM53 184V183H52ZM64 185L63 183H59ZM124 184V183H123ZM143 184V183H142ZM155 184V182H154ZM177 184V183H176ZM224 185V183H221ZM73 185V184H72ZM127 185V184H126ZM44 186V187H45ZM50 186V185H49ZM56 186V185H54ZM74 186V185H73ZM144 186V185H143ZM154 186V185H153ZM166 186V185H165ZM174 186V185H172ZM183 186V185H182ZM219 186L221 187V185L219 184ZM241 186V185H240ZM240 186L238 188H240ZM243 186V185H242ZM158 187V186H157ZM176 187V185H175ZM237 187V186H236ZM54 188V187H53ZM57 187H55L56 189ZM69 188V186H68ZM142 188V187H141ZM173 188V187H172ZM194 188V187H193ZM233 188V187H232ZM67 189V188H66ZM182 189V187H181ZM178 188L176 190H178L177 192H182V190ZM219 189V187L217 188ZM222 189V188H221ZM262 189V188H261ZM44 189H41V191ZM51 190V189H48ZM69 190V189H68ZM75 190V188H74ZM196 190V189H195ZM216 190V189H215ZM236 190V189H235ZM242 190V189H241ZM238 189V191H241ZM45 191V190H44ZM53 191V190H52ZM51 191V192H52ZM72 191V189H71ZM70 191V193H71ZM141 191V190H140ZM154 191V190H153ZM185 191V190H183ZM194 191V190H193ZM237 191V193H238ZM246 191V190H245ZM258 191V190H257ZM50 192V193H51ZM172 192V191H171ZM235 192V191H234ZM53 193L55 194V191H53ZM58 195V191L56 192ZM63 193V192H62ZM74 193V192H73ZM80 193V192H79ZM112 193V192H111ZM184 193V192H183ZM182 193V194H183ZM227 193V192H226ZM260 193V192H259ZM264 193V192H263ZM43 194V193H41ZM61 194V193H60ZM64 194V193H63ZM188 194V192L186 193ZM221 194V192L219 193ZM241 194V193H240ZM244 194V193H243ZM247 194V193H246ZM77 195V194H75ZM81 195V193L79 194ZM98 195V194H97ZM104 195V194H103ZM151 195V194H150ZM180 195V193H179ZM189 195V194H188ZM223 195V192H222ZM239 195V194H238ZM263 195V194H262ZM45 196V194H44ZM50 196V195H49ZM56 196V195H55ZM64 196V195H62ZM66 196V195H65ZM106 196V195H105ZM131 196V195H130ZM140 196V194L138 195ZM143 196V195H142ZM191 196V195H190ZM194 196V195H193ZM220 196V195H219ZM224 196V195H223ZM258 196V195H257ZM37 197V196H36ZM43 197V196H42ZM58 197V196H56ZM61 197V196H59ZM98 197V196H97ZM100 197V196H99ZM107 197V196H106ZM145 197V196H144ZM188 197V196H187ZM201 197V196H200ZM243 197V196H242ZM242 197L240 198V200L242 199ZM249 197V196H248ZM251 197V196H250ZM254 197V196H253ZM263 197V196H262ZM38 198H41V196ZM139 198V197H138ZM225 199V197H223ZM222 198V200H223ZM246 198V197H243ZM264 198V197H263ZM37 199V198H36ZM51 199V197H50ZM62 199V198H61ZM66 199V198H65ZM140 199V198H139ZM180 199V198H179ZM182 199V198H181ZM40 200V199H39ZM55 200V199H54ZM64 200V199H63ZM76 200H78L76 198ZM131 200V199H130ZM191 200V199H190ZM206 200V199H205ZM243 200V199H242ZM241 200V201H242ZM38 201V200H37ZM36 201V202H37ZM44 201V199H43ZM65 201V200H64ZM75 201V200H74ZM73 201V202H74ZM175 201V200H174ZM173 201V202H174ZM180 201V200H179ZM178 201V202H179ZM249 201V200H247ZM255 201V200H254ZM30 202V201H27ZM40 202V201H39ZM38 202V203H39ZM76 202V201H75ZM166 202V201H165ZM203 202V201H202ZM226 202V201H225ZM238 202V201H237ZM26 203V202H25ZM56 203V202H55ZM189 203V202H188ZM191 203V201H190ZM258 203V202H257ZM33 204V203H32ZM42 204V203H41ZM45 204V203H44ZM43 204V205H44ZM74 204V203H73ZM130 204V203H129ZM186 206L188 205L187 203H185ZM197 204V203H196ZM199 204V203H198ZM254 204V202H253ZM264 204V203H263ZM23 205V204H22ZM29 205V204H28ZM40 205V204H39ZM42 205V207H43ZM48 205V204H47ZM76 205V204H75ZM132 205V203H131ZM147 205V204H146ZM145 205V206H146ZM246 205V204H245ZM248 205V204H247ZM36 206V205H35ZM51 206V205H50ZM57 206V204H56ZM81 206V205H80ZM148 208L150 207L149 205H147ZM173 206V205H172ZM179 206V205H178ZM191 206V204H190ZM199 206V205H198ZM28 207V206H27ZM40 207V206H39ZM37 207V208H39ZM45 207V206H44ZM59 207V206H58ZM74 207V206H73ZM188 207V206H187ZM237 207V206H236ZM241 207V206H240ZM258 207V206H257ZM24 208V207H23ZM209 208V207H208ZM244 208V207H243ZM30 209V208H29ZM28 209V210H29ZM75 209V208H74ZM77 209V208H76ZM187 208H185L186 210ZM203 209V208H202ZM205 209V208H204ZM210 209V208H209ZM208 209V210H209ZM238 209V208H237ZM236 209V211H237ZM258 209V208H257ZM22 210V209H21ZM26 210V209H25ZM72 210V209H71ZM81 209H79L80 211ZM201 210V209H200ZM211 210V209H210ZM244 209H242L243 211ZM37 211V210H36ZM42 211V210H41ZM168 211V210H167ZM189 211V210H188ZM199 211V210H197ZM253 211V210H252ZM78 212V211H77ZM149 212V211H148ZM239 212V211H238ZM21 213V212H20ZM34 213V212H33ZM39 213V212H38ZM61 213V211H60ZM73 213V212H72ZM76 213V211H75ZM117 213V212H116ZM123 213V212H122ZM203 213V212H201ZM235 213V210H234ZM248 213V212H247ZM251 213V212H249ZM257 213V210L256 212ZM32 214V213H30ZM37 214V213H36ZM74 214V213H73ZM124 214V213H123ZM169 214V213H168ZM175 214V213H174ZM213 214V213H212ZM246 214V212H245ZM254 214V213H253ZM20 215V214H19ZM22 215V213H21ZM33 215V214H32ZM69 215V214H68ZM80 215V214H79ZM150 215V214H149ZM202 217V214H200ZM241 215V212H240ZM239 215V216H240ZM244 215V214H243ZM60 216V214H59ZM74 216V215H73ZM198 216V215H197ZM212 216V215H211ZM245 216V215H244ZM243 216V218L245 219V217ZM12 217V219H11ZM29 217V216H28ZM31 217V216H30ZM67 217V216H66ZM126 217V216H125ZM145 217V216H144ZM199 217V218H200ZM259 217V216H258ZM34 218V217H33ZM68 218V217H67ZM194 218V217H193ZM199 218H197L199 220ZM251 217L249 216L248 219H250ZM263 218V217H262ZM1 219V220H2ZM17 219V218H16ZM19 219V217H18ZM23 219V218H22ZM32 219V218H31ZM171 219V217H170ZM175 219V218H173ZM173 219H171L172 221H174ZM182 219V218H181ZM196 219V220H197ZM202 219V218H201ZM213 219V218H212ZM243 219V220H244ZM26 220V219H25ZM42 220V219H41ZM96 220V219H95ZM170 220V221H171ZM195 220V221H196ZM254 220V219H253ZM264 220V219H263ZM5 221V220H4ZM14 221V220H13ZM70 221V220H69ZM77 221V220H76ZM123 221V220H122ZM179 221V220H178ZM175 221L174 224H176ZM202 221V220H201ZM238 221V220H237ZM16 222V221H14ZM19 222V221H18ZM25 222V221H24ZM192 222V221H191ZM194 222V221H193ZM214 222V221H213ZM255 222V220H254ZM257 222V224H256ZM253 225H257L258 226V221H256ZM6 223V221H5ZM34 223V220L33 222ZM78 223V222H77ZM128 223V222H127ZM126 223V224H127ZM181 223V222H179ZM211 223V222H210ZM217 223V222H216ZM259 223H261L260 219H259ZM3 223H1L0 225L2 226ZM12 224H14L12 222ZM17 224V223H15ZM29 224V223H28ZM70 224V223H69ZM75 224V222L73 223ZM117 224V223H116ZM115 224V225H116ZM168 224V222H167ZM200 224V223H199ZM251 224V223H250ZM33 225V224H31ZM38 225V224H37ZM53 225V224H52ZM77 225V224H76ZM220 225V224H219ZM239 224H237L238 226ZM8 228V224L6 225ZM5 226V227H6ZM13 226V225H11ZM11 226H10V233L11 232ZM28 226V225H27ZM35 226V225H34ZM158 226V225H157ZM173 226V225H172ZM176 226V225H174ZM178 226V225H177ZM181 226V225H180ZM189 226V224H188ZM198 225H196L197 227ZM241 226V225H240ZM262 226V224H261ZM25 227V226H24ZM29 227V226H28ZM117 227V226H116ZM218 227V226H217ZM239 227V226H238ZM250 228L252 226H249ZM264 227V226H263ZM33 228V227H32ZM179 228V227H178ZM191 228V226H190ZM249 228V229H250ZM254 228V226L252 227ZM256 228V227H255ZM1 229V228H0ZM3 229V228H2ZM53 229V228H52ZM183 229L180 228V230ZM198 229V228H197ZM208 229V228H207ZM239 229V228H238ZM247 229V228H246ZM68 230V229H67ZM73 230V229H72ZM139 230V229H138ZM156 230L158 231V229L156 228ZM193 230V229H192ZM200 230V229H199ZM205 230V229H204ZM222 229H220L221 231ZM245 230V229H244ZM19 231V230H18ZM33 231V230H32ZM116 231V230H115ZM183 231V230H182ZM216 231V229H215ZM214 231V232H215ZM119 232V230H118ZM143 232V231H142ZM174 232V229H173ZM255 232V231H254ZM168 233V232H167ZM207 233V232H206ZM216 233V232H215ZM249 233V232H248ZM30 234V233H29ZM67 234V233H66ZM73 234V233H72ZM119 234V233H118ZM244 235V233H242ZM253 234V233H252ZM13 235V234H12ZM254 235V234H253ZM15 237V235H13ZM17 236V235H16ZM49 236V235H48ZM136 236V235H135ZM146 236V235H145ZM183 236V234H182ZM218 236V235H217ZM245 236V235H244ZM251 236V235H250ZM11 237V236H10ZM18 237V236H17ZM43 237V236H42ZM78 237V236H77ZM139 237V236H138ZM181 237V236H180ZM179 237V238H180ZM157 238V237H156ZM196 238V237H195ZM198 238V237H197ZM216 238V237H215ZM244 238V237H243ZM11 239V238H10ZM13 239V238H12ZM43 239V238H42ZM62 239V238H61ZM174 239V238H172ZM205 239V238H204ZM28 240V239H27ZM54 240V239H53ZM69 240V239H68ZM78 240V239H77ZM116 240V239H115ZM183 240V239H182ZM181 240V242H182ZM217 240V239H216ZM219 240V239H218ZM6 241V240H5ZM118 241V240H117ZM137 241V240H136ZM162 241V240H161ZM249 241V240H248ZM13 242V241H12ZM15 242L17 243V241L15 240ZM14 242V243H15ZM54 242V241H53ZM68 242V241H67ZM140 242V241H139ZM175 242V241H174ZM180 242V240H179ZM205 242V241H204ZM243 242V241H242ZM13 243V244H14ZM15 243V244H16ZM43 243V242H42ZM58 243V242H57ZM138 243V242H137ZM172 243V242H171ZM246 243V242H245ZM12 244V243H11ZM27 244V243H26ZM44 244V243H43ZM82 244V243H81ZM157 244V243H156ZM186 244V243H185ZM196 244V243H194ZM248 244V243H247ZM251 244V243H250ZM33 245V244H32ZM136 245V244H135ZM139 245V244H138ZM137 245V246H138ZM164 245V244H163ZM176 245V244H175ZM180 245V244H179ZM182 245V244H181ZM242 245V244H241ZM255 245V244H254ZM261 245V244H260ZM40 246V245H39ZM187 247V245H185ZM184 246V247H185ZM239 246V245H238ZM18 247V246H17ZM29 247V246H28ZM141 247V246H140ZM183 247V246H182ZM211 247V246H210ZM64 248V247H63ZM82 248V247H81ZM85 248V247H83ZM147 248V247H146ZM155 248V247H154ZM179 248L181 249V247L179 246ZM236 248H238L236 246ZM240 248V247H239ZM247 248V247H246ZM13 249V248H12ZM30 249V248H29ZM42 249V248H41ZM62 249V248H61ZM125 249V248H124ZM178 249V248H177ZM249 249V248H248ZM7 250V249H6ZM11 251V249H9ZM83 250V249H82ZM150 250V249H149ZM184 250V249H183ZM254 250V249H253ZM44 251V250H43ZM84 251V250H83ZM142 251V250H141ZM182 251V250H181ZM189 251V250H188ZM232 251V250H230ZM256 251V250H255ZM17 252V251H16ZM30 252V251H29ZM137 252V251H136ZM146 252V251H145ZM173 252V251H172ZM177 252V251H176ZM190 252V251H189ZM144 253V251H143ZM147 253V252H146ZM165 253V252H164ZM180 253V251H179ZM183 253H188V252H183ZM7 254V253H6ZM5 254V257H6ZM152 254V253H151ZM181 254V253H180ZM253 254V253H252ZM11 255V253H10ZM15 255V254H14ZM84 255V253H83ZM108 256V255H107ZM125 256V255H124ZM155 256V255H153ZM186 256V255H185ZM192 256V254H191ZM20 257V256H18ZM148 257V256H147ZM188 257V256H187ZM16 258V257H15ZM29 258V257H28ZM67 258V257H66ZM74 258V257H73ZM124 258V257H123ZM4 259V257H3ZM9 259V258H8ZM26 259V258H25ZM31 259V258H30ZM42 259V258H41ZM40 259V260H41ZM157 259V258H156ZM167 259V258H166ZM184 261L185 259L182 258ZM259 259V258H258ZM65 260V259H64ZM109 260V259H108ZM180 260V259H179ZM243 260V259H242ZM5 261V259H4ZM9 261V260H8ZM17 261V259H16ZM20 261V260H19ZM17 261V262H19ZM30 261V260H29ZM60 261V260H59ZM74 261V260H73ZM147 261V259H146ZM149 261V260H148ZM157 261V260H156ZM3 262V261H2ZM42 262V261H41ZM71 262V261H70ZM69 262V263H70ZM169 262V261H168ZM181 262V261H180ZM20 263V262H19ZM22 263V262H21ZM40 263V262H39ZM62 263V262H61ZM5 264V263H4ZM8 264V263H7ZM11 264V263H10ZM15 264V263H14ZM31 264V263H30ZM36 264V263H35ZM68 264V263H67ZM75 264V263H74ZM80 264V263H79ZM107 264V263H106ZM190 264V262H189ZM243 264V263H242Z\"/></svg>","mask_w":264,"mask_h":264}]
</instances>
